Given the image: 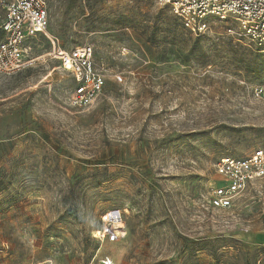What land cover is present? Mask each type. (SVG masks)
<instances>
[{
    "label": "rangeland",
    "instance_id": "rangeland-1",
    "mask_svg": "<svg viewBox=\"0 0 264 264\" xmlns=\"http://www.w3.org/2000/svg\"><path fill=\"white\" fill-rule=\"evenodd\" d=\"M45 1L37 62L0 75V264H264V182L208 202L216 161L264 146V43L231 20L194 36L154 0ZM51 40L93 47L107 83L91 108L69 106ZM108 211L117 243L95 236Z\"/></svg>",
    "mask_w": 264,
    "mask_h": 264
},
{
    "label": "built area",
    "instance_id": "built-area-1",
    "mask_svg": "<svg viewBox=\"0 0 264 264\" xmlns=\"http://www.w3.org/2000/svg\"><path fill=\"white\" fill-rule=\"evenodd\" d=\"M177 18L182 27L194 36L202 35L210 19L231 20L237 24L240 36L253 44L264 43V0H154ZM0 15V75H12L33 66L34 40L47 36L49 11L45 0H2ZM49 39V38H48ZM48 56L57 60L73 88L67 97L69 106L83 111L91 108L101 97L107 83L104 69L96 66L94 50L89 44L62 48L51 40ZM117 85L125 78L117 72L112 76ZM253 98L264 103V85L251 92ZM218 177L211 191L209 205L215 209L231 208L236 199L255 182H264V146L248 151H234L220 157L214 164ZM96 238L117 243L126 231L118 211L103 213L99 219Z\"/></svg>",
    "mask_w": 264,
    "mask_h": 264
}]
</instances>
